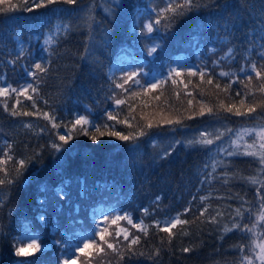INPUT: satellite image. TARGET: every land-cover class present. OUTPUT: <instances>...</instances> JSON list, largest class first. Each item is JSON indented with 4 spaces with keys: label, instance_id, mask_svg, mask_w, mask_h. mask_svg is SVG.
Instances as JSON below:
<instances>
[{
    "label": "trees",
    "instance_id": "obj_1",
    "mask_svg": "<svg viewBox=\"0 0 264 264\" xmlns=\"http://www.w3.org/2000/svg\"><path fill=\"white\" fill-rule=\"evenodd\" d=\"M121 3L128 6L116 7L111 5V0H77L74 5L56 3L34 8L32 11H25L20 7L0 13V75L12 87H19L32 82L25 72V68L31 67L30 62L46 63L48 71L40 75L38 108L41 112L54 114L59 124L70 126V121L75 118L74 113L85 115L96 123H103L107 120L106 113L112 111L114 115L118 112L121 120L134 115L136 121L145 117L141 123L152 120L155 125L162 115L151 113L153 110L168 112V116L182 119L183 127L174 126L177 128L175 132L167 130L173 126L153 127L148 136L140 138V147L134 152L129 149L127 142L118 141L114 137H101L93 143L83 135L74 137L69 145H65L60 152H55L50 144L53 141L59 143L56 133L64 134V128L53 129L47 120L38 115L12 117L4 111L3 102L7 100L10 107L16 101L15 95L0 97V146L12 144V154L17 159L37 153V158L23 170L20 177L10 185L0 186V264H19L21 260L33 261L34 264H57V253L61 246L53 241H68L69 234L77 228L93 230L94 210L95 220L115 209L113 216L116 213H129L134 223L143 219L145 224L151 225L155 220L163 221L190 208V212L182 218L194 223L184 226L189 235L178 234L169 245L167 234L158 232L155 227L150 228L149 235L144 237L127 221H119L118 225L110 224V216L109 222H104L102 226L113 234L118 226L127 228L130 234L141 236L138 251H152L159 247L160 254L152 260L137 256L131 259L126 257L118 262V258L110 250L106 249L108 254L100 256L89 250L92 251V264H238L240 253L234 245L249 243V237L238 231L223 233L220 229L225 224L231 225L232 210L242 203L238 197H244L254 208H259L256 203V186L239 179L241 176L256 174L260 167L256 157H228L223 153L217 155L214 145L186 147L184 143L176 144L172 154L166 158H161L162 154L157 155V152L175 140L183 141L198 135L200 131L215 128L234 130L231 137L223 138L224 145L227 146L229 139L235 137L236 131L264 124V113L259 108L252 114L256 119L236 117L223 111L219 112V121L207 114L203 117L195 115L193 119L186 118L199 112L201 102L205 107L217 106L221 100L226 105L236 103L239 106L236 93L240 92L243 96L248 92L245 88L248 83L246 75L239 72L245 66V61L239 54L243 43L241 32L247 31L249 27V10L260 11L264 6L262 0H203L206 5L215 6H202L177 19L167 33L161 28L159 32L149 34L159 45L152 56L147 54L149 41L140 35L147 16L142 12L139 20L136 16L138 9L146 10L155 19L152 7L158 5L162 8L165 4L161 0H121ZM225 3L230 7L225 9ZM10 4H22V0H5L0 7L7 8ZM106 6H113L114 14L109 15L105 11ZM234 16L240 17L239 23L243 26L241 31L235 32L234 37H229L238 54L234 60L221 61L219 66H214L212 60L227 50V46L217 42L216 37L224 35V22H231ZM61 24L69 25L70 29L66 34L58 36V43L51 46L53 52L49 57L43 51L44 37ZM15 37L24 42L31 55L16 65H9L7 61L12 57L8 55V51L15 48ZM213 47L220 49L216 55L208 51ZM261 62L257 59L258 64ZM204 63L210 74L214 75V83L219 81L221 87L229 83V78L218 76L221 69L237 73V76L231 78L232 81L240 79L244 83L233 82L229 93H224L219 92L214 85H207V77L202 83L199 74H187V67H192L195 71L196 65ZM170 67L182 73L176 78V84L171 79H166ZM127 71H136L139 74L137 78L144 87L147 86L145 80H150L153 76L165 82L147 95L143 94L140 86L130 82V86H125L130 87V91L124 93L121 89H115L109 77L114 72L119 81V77ZM252 76L250 88L257 95L254 98L248 95L246 104L255 106L264 99V94L257 91L259 81L256 80L255 73ZM186 78L190 82L181 84L180 81ZM172 85L177 87L173 86L172 90ZM113 89L119 98L126 100V104L119 108L109 98ZM131 92L141 94L132 97ZM229 95L232 99L228 98ZM157 96L160 97L159 100L155 99ZM19 99V110L35 111L31 107V101L23 96ZM45 100L47 103H44ZM188 100L193 101L191 108ZM145 104L148 106L145 107ZM129 106H134L131 114ZM21 121L31 122L35 131L24 130L20 126ZM41 129L44 131L41 132ZM116 129L125 134L133 130L123 124L116 125ZM253 140V136L245 137L247 143H252ZM218 144L220 141H217ZM212 157L229 164L230 172L235 173L237 178L229 180L227 184L219 179H205L204 174L210 172L211 168L205 169L204 165L210 164ZM6 167L15 175L12 163ZM224 170L222 166L218 167L215 175H221ZM202 180L204 183H201ZM65 181L68 195L62 200L52 190ZM78 181L87 185L85 197L80 195ZM44 186H47V191H42ZM157 196L161 199L155 202ZM201 196H209L205 203L211 205L210 214H215L217 210L224 212L220 225L201 224L196 219L203 207L200 203ZM44 199L48 203L42 208L40 201ZM76 205L80 208L78 214L74 211ZM57 206L61 207L60 212L56 211ZM244 207L248 205L245 204ZM144 208H148L151 215L145 216L142 211ZM41 214L47 216L50 222L48 226L42 225L37 219ZM69 214L79 221L75 228L67 227ZM251 219L254 220L255 217ZM244 222L250 223L247 214ZM25 225H29L39 235L40 242L46 245L42 254L32 257L14 255V237L20 234ZM261 232L264 234V229ZM221 236L223 239H220ZM161 237L165 238L163 245ZM106 239L111 241L112 237ZM119 239L122 240L123 237ZM184 247H190L192 251L184 253L181 251ZM83 259L85 257L81 255V260Z\"/></svg>",
    "mask_w": 264,
    "mask_h": 264
},
{
    "label": "snow or ice",
    "instance_id": "obj_2",
    "mask_svg": "<svg viewBox=\"0 0 264 264\" xmlns=\"http://www.w3.org/2000/svg\"><path fill=\"white\" fill-rule=\"evenodd\" d=\"M162 3L165 4L164 7L154 6L151 9L152 13H155V19L151 15H148L146 10H139L136 16V19L139 20L141 12L143 15L147 16V22H145L141 28L140 35L142 38L149 41L150 46L147 48L148 56H152L157 52L158 44L154 42L155 38H150L149 34H152L154 31L159 32L161 28H163L164 32L167 33L170 31L172 25L176 22L177 19L184 17L191 13L192 11L199 10L202 6H215V5H206L203 3V0H161ZM5 3V0H0V4ZM56 3H64L68 5H74L77 3V0H22V4H10L7 8L0 7V13L12 11L14 9L23 7L25 11H32L34 8L45 7L47 5L56 4ZM111 5L116 7H127L128 5H123L121 0H111ZM262 5H264V0H262ZM225 9L230 7L228 3H225L223 6ZM105 11L112 15L114 14L115 8L113 6H106ZM249 27L247 31L241 32V36L243 37V43L240 48V53L242 55V59L245 61V66H242L239 69L240 73H244L246 75L247 84L245 88L248 89V92L245 95H241L240 92L236 93V97H239V106L236 103L225 104L223 100L219 101L217 106L205 107L201 102V107L198 113L194 115H189L187 119L195 118V115H199L201 117L206 114L210 117H216L217 121H219V112L223 111L229 114H232L236 117H247L249 119H256L257 117H253L252 114L257 112L259 108L261 113H264V99L255 106H251L246 104V99L248 95H255L252 92L250 86L252 85L253 76L252 73H255V78L259 81V85L257 91L261 94H264V6H262L260 11L249 10ZM240 17L234 16L231 18V22L225 21L223 24L224 35H217L216 40L222 46H227V50L223 52V55H219L217 59L212 60V65L219 66L221 61H225L228 59L234 60L237 56L236 46L232 44L229 39L230 36L234 37L235 32L241 31L243 27L239 23ZM217 31H219V25L216 26ZM70 26L67 24L57 25L55 30H50L48 34L45 35L43 40V51L51 57L53 49L52 45L58 43V36L66 34L69 31ZM16 46L13 49H9L8 55L12 57L7 61L9 65H16L17 63L22 62V59H27L31 53L25 47L24 42L19 38L15 37ZM246 45V47H245ZM6 47V45H4ZM210 53L216 55L220 49L215 47L208 49ZM257 59L262 61L261 63H257ZM31 67L25 68V72L27 76L31 78L32 82H26L19 87H12L11 84H8L5 77L0 75V97H11L13 94L16 97L15 103L9 104L7 100L3 102V108L5 112H8L12 117H28L33 115L42 116L43 119L47 120L53 129H59L61 127L64 128V134L56 133V140L59 143L53 141L50 144V147L55 152H60L61 149L65 145H69V142L74 139V137L78 135H83L88 137L93 143H96L101 137H114L116 140L121 142H127L129 145V149L131 151H136L140 147V138L146 137L149 135V130L153 127L163 128V126H173L169 127L167 130L175 132L177 130L174 126L183 127L182 119L180 118H172L170 116H162L159 121H157L154 125L152 120H148L147 123H141L145 119V117H141V121H136V117L134 115H129L125 117V119L121 120L118 118L117 114H113L112 111H108L106 113L107 120L103 123H96L93 120H90L85 115H79L74 113V120L70 121V126L68 124H59L56 122V117L54 114L50 112H41L38 108V98L40 97L39 86L41 83L40 75L46 74L48 71V65L44 62H30ZM139 66V65H137ZM34 69V70H33ZM122 70V69H121ZM181 71H178L174 67L169 68L168 76L166 79H171L173 84L177 83L176 78L181 76ZM187 74L189 76H196L199 74L201 82H205V77H207L206 83L207 85H214V87L219 92L229 93V90L232 87L233 82L244 83L243 80L237 79L236 81H232V77L237 76V73H232L229 71H224L221 69L218 73L219 77H227L229 78V83L225 84L221 87L219 81H215L214 83V75L210 74L208 66L206 63L202 65H196V70L194 71L192 67H187ZM138 73L136 71H127L119 77V82L115 77V73L109 77L112 80V83L115 86V89H121L122 92L128 93L130 91V87L126 88V85L130 86L131 84H135L142 88L143 94L147 95L148 93L158 89L162 83L161 79L156 76L152 77V80H145L146 87L141 85V80L138 79ZM154 81V82H153ZM180 83H184L183 80ZM187 87V85H185ZM115 89L112 90V95L109 97L113 100L114 105L119 108V106L126 104L125 99L119 98L118 94L115 92ZM141 93L139 92H131L132 97L139 96ZM191 95V93H189ZM23 96L26 100L31 101V107L35 111H21L18 109V105H21V100L19 97ZM229 99L232 97L229 95ZM156 100H159L160 97H155ZM44 103H47L45 100ZM188 105L191 108L193 101L188 100ZM145 107L148 105L145 104ZM134 111V106H129V113L131 114ZM107 121H114V124H109ZM133 121H136L133 123ZM123 124L126 125L129 129H133L125 134L124 132L117 130L116 125ZM20 126L24 130L35 131L34 125L31 122H20ZM41 132L44 129L40 130ZM233 129L224 128L221 130L220 128H215L212 130H204L200 131L198 135L192 138H186L185 140H175L174 143H170L167 147L160 148L157 155H161V158H166L172 154V149L176 144L184 143L185 146H195L199 145L202 147H207L209 145H214L217 155L223 153L225 156H252L256 157L258 160V164L260 167L257 169L256 174L247 177H239L243 182L256 186V203H258L259 208H254L253 205L244 199V197H238L242 203L239 207L232 210V222L231 225L228 226L225 224L223 228L220 229L223 233H228L232 231H238L245 236L249 237V243L247 244H237L234 247L240 253V259L238 264H264V234H262L261 229H264V124H259L251 128H243L239 131L235 132V138H230L227 146L224 145L223 138L225 136H232ZM254 133L255 139L252 143H247L245 141V136L251 137ZM217 141H220V144L217 145ZM155 147H159L158 145H154ZM13 145L7 144L6 146H0V173H3V176H0V186L5 184H12L14 180L22 175V172L26 167L32 163L34 159L37 158V153H33L31 156L23 157V158H15L12 154ZM243 149V150H241ZM9 163L14 165V173L6 167ZM223 167L224 172L217 176L215 175L216 169L218 167ZM205 169L211 168L210 172H206L204 174L205 179H219L222 180L224 184H227L229 180L236 179V174L230 172L229 164L225 163L223 160H217L215 157L211 158V163H206L204 165ZM67 181L62 182L57 188L53 189V193L55 196L60 199H64L68 193L65 190ZM80 184V195L81 197H85L87 192V185L83 181H78ZM204 183V180L201 181ZM47 186L42 188V191H47ZM220 197H218L219 199ZM233 197H229L232 199ZM161 197L157 196L155 198V202L160 201ZM209 199V196H201L200 203L203 207L200 210L199 216L196 218L200 221L201 224L209 223L214 225H220L221 220L224 217V212L217 210L215 214H210L211 205L205 203ZM195 197H193V201ZM154 202V203H155ZM47 199L40 201L41 207L44 208L47 205ZM190 204L192 201L189 202ZM247 204L248 207H244ZM230 207V206H229ZM56 211L60 212L61 207L57 206ZM75 213L78 214L80 208L78 205L75 206ZM143 214L145 216L151 215L148 208L142 209ZM115 212V209L112 210ZM112 212H108L107 214H103V221L96 222L95 221V210L93 211V222L96 224V228L93 230H81L75 229L74 232L69 234V239L66 242H62L59 240L53 241V243L61 246L62 249V259L61 264H92V251L93 250L97 256L101 254L107 255V250H110L112 255L118 258L119 261H123L126 257L131 259L137 256H143L150 260L155 259V257L159 256L161 249L159 247L155 248L152 251L147 250H137V246L141 245V236L130 234L127 228L117 227V230L114 232H110L107 227L102 226L104 222H109L110 216V224L118 225L119 221H127L128 224L132 225L133 228L137 229L139 233H142L144 237L149 235L150 228L155 227L158 232H163L167 234V243L171 245L172 240L176 235H189V232L184 227L189 225L190 223H194V221H189L187 219L182 218V216L188 212H190V208H185L183 213H177L174 217H167L163 221L155 220L151 225L145 224L144 220L141 219L138 223H134L131 215L129 213H124L120 215L116 213L114 216ZM249 219L250 223H245V218ZM70 215V220L68 224V228H75V225L79 223V221L75 220V218ZM255 217V219H251ZM219 218V219H218ZM238 218V219H237ZM37 219L41 222L42 225L48 226L49 220L46 215L41 214L37 217ZM178 231H174L177 230ZM53 231H56V228H53ZM123 239H119L120 237ZM106 237H112V240L106 239ZM223 239V236L220 237ZM259 240V242H257ZM165 242V238L161 237V245ZM13 248L14 255L16 257H32L37 253H41L46 245L40 242V237L36 234L29 225H25L20 234L14 237L13 240ZM106 246V248H105ZM182 252L188 253L192 251L190 247H184L181 249ZM81 255L85 257V259L81 260ZM19 264H34L33 261L21 260Z\"/></svg>",
    "mask_w": 264,
    "mask_h": 264
},
{
    "label": "rangeland",
    "instance_id": "obj_3",
    "mask_svg": "<svg viewBox=\"0 0 264 264\" xmlns=\"http://www.w3.org/2000/svg\"><path fill=\"white\" fill-rule=\"evenodd\" d=\"M184 77H186L185 75H183ZM152 80V79H151ZM186 81H188V82H190L189 81V78H186V79H184V83L183 84H185L186 83ZM154 82V81H153ZM182 84V83H181ZM181 84H179V85H181ZM173 86L174 85H172L171 86V88H172V90H174V88L175 87H177V86H174V88H173ZM146 87V86H145ZM170 87V86H169ZM257 95V93L253 96V98L255 97ZM151 113H154V114H161L162 116H168L169 115V113L168 112H161V113H159V112H153V110H151ZM153 116V115H152ZM156 117H158V116H156ZM239 131V130H238ZM235 136V135H234ZM252 136L254 137V139H255V135H254V133L252 134ZM246 137V136H245ZM235 138V137H234ZM96 222H101V221H103V218L102 217H99L98 219H96L95 220ZM96 228V224H94V229ZM37 254H42V252L41 253H37ZM37 254H35V255H37ZM57 257H58V261H57V264H61V259H62V249H60V251L57 253ZM59 261H60V263H59Z\"/></svg>",
    "mask_w": 264,
    "mask_h": 264
}]
</instances>
